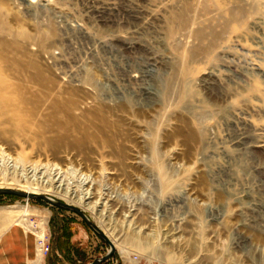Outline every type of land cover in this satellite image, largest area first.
<instances>
[{
  "label": "rangeland",
  "instance_id": "1",
  "mask_svg": "<svg viewBox=\"0 0 264 264\" xmlns=\"http://www.w3.org/2000/svg\"><path fill=\"white\" fill-rule=\"evenodd\" d=\"M0 187L103 264H264V0H0Z\"/></svg>",
  "mask_w": 264,
  "mask_h": 264
},
{
  "label": "crops",
  "instance_id": "2",
  "mask_svg": "<svg viewBox=\"0 0 264 264\" xmlns=\"http://www.w3.org/2000/svg\"><path fill=\"white\" fill-rule=\"evenodd\" d=\"M34 242V238L19 226L3 228L0 222V264H29L35 253ZM52 243L45 260L52 257Z\"/></svg>",
  "mask_w": 264,
  "mask_h": 264
},
{
  "label": "water",
  "instance_id": "3",
  "mask_svg": "<svg viewBox=\"0 0 264 264\" xmlns=\"http://www.w3.org/2000/svg\"><path fill=\"white\" fill-rule=\"evenodd\" d=\"M0 195H5V196H14L18 198H22L25 200H41L45 204L49 205L50 207L63 210V211H69L77 215L85 224V226L91 230L98 238H100L107 246H108V251L107 253L98 259L93 260L90 264H103L111 259V257L115 253V246L111 242V240L107 237V235L91 220L85 215V213L77 208L76 206L70 205L65 202H61L58 200H54L48 196L42 195V194H27L23 193L21 191L9 189V188H0Z\"/></svg>",
  "mask_w": 264,
  "mask_h": 264
},
{
  "label": "bare ground",
  "instance_id": "4",
  "mask_svg": "<svg viewBox=\"0 0 264 264\" xmlns=\"http://www.w3.org/2000/svg\"><path fill=\"white\" fill-rule=\"evenodd\" d=\"M241 141L242 140L240 138H234V139H231L230 142H226L225 140H223V142L221 144H227L229 146L239 147L242 144ZM0 188H9V189L21 191V192L27 193V194H42V195L48 196L45 193L30 191L28 189L20 190L18 188L15 189V188H11V187H0ZM65 203H68L70 205H74V204L69 203V202H65ZM27 206H28V204H27ZM32 215H35V212L33 210L29 209L28 207H24V206L23 207L0 208V222H2L1 223L2 226L16 225V226H19L23 232L28 231L27 226L24 225V221L26 223L27 218L29 216H32ZM43 227H44V224H42V228ZM107 237H108V235H107ZM169 239H170L169 243H172L173 240H171V239H173V238H169ZM111 242L113 243V241H111ZM38 252H40V251H38ZM41 259H42V257L37 254L36 260L33 264H41Z\"/></svg>",
  "mask_w": 264,
  "mask_h": 264
},
{
  "label": "built area",
  "instance_id": "5",
  "mask_svg": "<svg viewBox=\"0 0 264 264\" xmlns=\"http://www.w3.org/2000/svg\"><path fill=\"white\" fill-rule=\"evenodd\" d=\"M25 204H28V201H25ZM30 221V219H28ZM30 224V223H29ZM31 227L30 229H32L33 236L35 239V245L38 248V250H40L41 256H42V260L43 258L47 255L49 249H48V240H47V235H46V231L41 232L39 228H36V223H31L30 224ZM47 226V223H46ZM47 231H48V227H47ZM138 257L137 256H133V258H131V260H128V264H138Z\"/></svg>",
  "mask_w": 264,
  "mask_h": 264
}]
</instances>
